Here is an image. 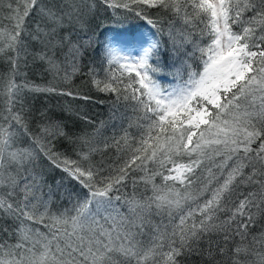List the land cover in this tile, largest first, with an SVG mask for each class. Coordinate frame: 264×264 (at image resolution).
<instances>
[{
	"label": "snow or ice",
	"instance_id": "obj_1",
	"mask_svg": "<svg viewBox=\"0 0 264 264\" xmlns=\"http://www.w3.org/2000/svg\"><path fill=\"white\" fill-rule=\"evenodd\" d=\"M119 9L118 23H141L101 43L89 19ZM0 12V264H264V0H0ZM76 75L135 113L103 141L117 153L107 166L93 162L103 122L77 134L26 103L89 100Z\"/></svg>",
	"mask_w": 264,
	"mask_h": 264
},
{
	"label": "trees",
	"instance_id": "obj_2",
	"mask_svg": "<svg viewBox=\"0 0 264 264\" xmlns=\"http://www.w3.org/2000/svg\"><path fill=\"white\" fill-rule=\"evenodd\" d=\"M124 10H117V15L113 16L110 10H101L98 15L89 19V27L93 30L99 38V41L103 43L105 40H109L111 37L123 34V29H129V31H136V28H130V25H139L141 22L127 19V22L118 23V20H124ZM6 12H0V25L5 28L10 27V22L7 19H3L6 16ZM36 18H33L35 21ZM126 34V33H125ZM127 35V34H126ZM36 46L34 45L33 48ZM32 49H30L31 51ZM92 62L99 64V58L95 52L88 55L84 63ZM7 63L5 60L0 59V75L6 74ZM27 78L30 81L35 82L41 86H44L51 79L49 75L45 73L44 67L40 64L32 63L29 61L28 67L25 69ZM102 78V77H101ZM171 81V77L165 75L162 79V83L167 85ZM58 87H63L62 84L57 82ZM72 87L76 89L81 95L90 97L89 100L73 99L65 96H57L53 94H37L29 95L26 98V103L33 110L34 113L38 114L40 110H49L63 116V122L69 127V129L77 134L93 133L97 126H100L103 122L100 135L95 138L94 143L96 147L100 149L93 153V162L97 165L103 163L108 165L115 161L117 158L116 151L111 147H105L103 141L111 143L113 135L119 137L121 134V128L127 127L130 123L135 125L137 123L135 113L129 106L125 108L123 104H119L116 108H113V102L115 100L112 94H105L97 91L91 84L88 78L76 75L72 78ZM86 118V119H85ZM86 121H91L88 123ZM130 132L135 133V127L129 129ZM59 150L66 151L72 154V146L68 144L58 145ZM151 167V165H149ZM62 174L50 173L48 174V182L55 187V181L60 180ZM157 184L161 183L160 177L155 178ZM179 187V186H178ZM144 191V185L141 182H137L135 188L131 183L128 184L126 193L130 196L135 193L136 197L139 198L141 193ZM57 202H59L57 200ZM66 203V202H65ZM119 211L124 215H127V205L124 204L123 200L118 202ZM163 218L153 217L152 223L159 224ZM167 223V220H164ZM147 235L142 239L147 240ZM0 239H7L2 233H0ZM14 241L9 240V243ZM206 246V245H205ZM184 264H203L202 260L198 257H190L184 261Z\"/></svg>",
	"mask_w": 264,
	"mask_h": 264
},
{
	"label": "rangeland",
	"instance_id": "obj_3",
	"mask_svg": "<svg viewBox=\"0 0 264 264\" xmlns=\"http://www.w3.org/2000/svg\"><path fill=\"white\" fill-rule=\"evenodd\" d=\"M118 39H126L127 35L125 33L123 34H119V35H115ZM114 37V36H113ZM113 37H111L109 40H111Z\"/></svg>",
	"mask_w": 264,
	"mask_h": 264
}]
</instances>
